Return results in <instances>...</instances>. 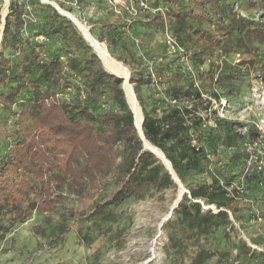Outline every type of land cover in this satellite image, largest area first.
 I'll use <instances>...</instances> for the list:
<instances>
[{
	"label": "trees",
	"instance_id": "trees-1",
	"mask_svg": "<svg viewBox=\"0 0 264 264\" xmlns=\"http://www.w3.org/2000/svg\"><path fill=\"white\" fill-rule=\"evenodd\" d=\"M65 1L57 3L69 12ZM132 1L137 5L139 0ZM194 1V8L169 12L148 4L150 11L136 17L124 8L115 13L108 5L117 18L94 22L90 33L106 43L114 60L130 68L143 136L162 152L157 151L188 191L162 227L168 231L165 250L180 264H208L213 258L228 263L232 250L236 264H264V253L244 239L234 243L230 236L237 225L257 245L243 224L242 212L252 210L250 192L238 187L228 191L235 172L217 170L220 158L228 155L218 153L220 148L251 146L261 135L253 125L240 133L238 123L210 117L216 113L213 102L231 92L241 73H264V21L226 14L224 0ZM28 3L32 12L28 4L10 1L0 47V109L7 113L0 132L5 126L11 130L0 151V244L13 227L34 213L53 212L70 197L80 203L73 220L83 226L88 222L96 235L119 238L125 227L119 226L117 207L176 192L177 186L164 165L143 149L122 78L104 69L67 18L40 0ZM157 9L162 13L153 12ZM141 14L147 16L140 19ZM127 29L134 37H127ZM166 31L182 52H168ZM203 112L209 114L203 117ZM253 158L260 157L244 153L234 159L251 189L261 180L249 169ZM206 171L213 174L210 181L196 178ZM213 204L215 213L203 209ZM218 231L224 246L207 247ZM96 235L86 232L82 239L90 245ZM91 264L103 263L96 255Z\"/></svg>",
	"mask_w": 264,
	"mask_h": 264
},
{
	"label": "rangeland",
	"instance_id": "rangeland-1",
	"mask_svg": "<svg viewBox=\"0 0 264 264\" xmlns=\"http://www.w3.org/2000/svg\"><path fill=\"white\" fill-rule=\"evenodd\" d=\"M10 1L4 0V3L0 4L2 18L5 16L6 11H8ZM12 1L29 5L28 2L30 0ZM49 1L57 3L58 0ZM78 1L79 3L76 6L73 5L72 0H69L70 4L65 1V7L70 9L69 12L81 21L82 25L91 35L90 29L93 27L94 22L97 23L98 19H96V9H90V4L87 3L93 1V3L103 4L102 7H108V4L106 0ZM147 1L151 9L159 7L168 12L173 9L194 8L195 6L194 0H178L177 3L173 4L169 0ZM222 7L226 14L239 13L245 17L264 21V0H224ZM28 10L30 11L31 7ZM146 16L145 14H141L140 19ZM144 21L146 20L144 19ZM1 32L2 28H0V40H2ZM126 35L130 38L134 37L130 29L126 30ZM159 35H157V39L162 41L163 38L161 34ZM94 39L97 40L96 38ZM100 44L108 53L106 43L102 42ZM119 46L120 44L114 49L115 53L119 52H117L120 48ZM108 55L111 57L109 53ZM122 55L126 57L125 54ZM125 68L129 70L131 76L130 68L127 66ZM144 92L146 93V89H144ZM222 95L225 96H222L219 103L213 102L212 110L216 111V113H211V119L238 123L236 129L240 133H245L247 125H253L261 135V139L257 144L251 146L242 145L230 150L220 148L218 151V153L225 151L228 155L225 157V160L220 158L218 164L220 167L217 166V170L225 173H230L231 171L236 174V178H233L231 181L232 185L228 191L231 188L236 189L238 187L239 192L243 190L245 193V189H248L250 192L249 198L251 202L249 204L252 210L246 207L242 212L244 215L243 224L246 227L247 234L257 245L252 244L250 239L246 237V234L237 225H234V231L230 234L231 240L237 243L239 239L243 240L246 238L252 246L251 249L264 253V73H241L240 79L234 82L231 92L223 93ZM129 104L132 110L135 111L130 101ZM206 114H209V112L201 113L203 117ZM5 117H7V113L0 109V121H3ZM138 117V122H140L141 113H139ZM210 125H214V121L212 122L211 120ZM5 127L0 132V151L3 150L5 140L7 139L6 136L11 131L9 127ZM222 128V126L221 128L219 126L217 129L222 130ZM244 153L252 154L253 157H255V154H258L260 157L258 160L253 158V167L249 168L250 171L257 173L261 179L256 186H252V189L250 187L247 188L246 180H243V176L240 174L241 167L234 161L236 155H243ZM212 159L214 160L215 158ZM224 163H226L224 168H221V165ZM211 168L213 169V165H211ZM220 172L215 171L214 174L217 175L216 179L219 184L223 185ZM195 176H191L190 181H195ZM211 176L213 174L206 171L196 176V178L203 177V180L210 181ZM176 197H178L177 191L172 192L168 190L161 195L155 194L143 200H129L117 207L116 211L122 215L119 226L125 227L122 232L123 234L119 238L115 236L108 237L102 234L96 235L98 231H90L87 226L88 222L84 223V227L73 220L71 214L80 203L76 198L70 197L63 204L57 205L53 212L44 215L34 213L30 219L13 227L0 244V264H91L96 255L103 264H144L148 260H151L148 264H180L171 256L170 252L168 253L165 250L168 243V231H164L161 228L162 234L158 236L160 232L158 231V225L168 214L169 208L176 200ZM208 207H211L212 211L216 212V204ZM86 232H90L92 236L96 235V239L90 245L82 239L83 233ZM205 245L216 250L221 249L224 246L221 231L210 237ZM234 256L235 251L232 250V258L228 263L217 261V258H213L208 264H236ZM244 264L253 263L248 261Z\"/></svg>",
	"mask_w": 264,
	"mask_h": 264
},
{
	"label": "bare ground",
	"instance_id": "bare-ground-1",
	"mask_svg": "<svg viewBox=\"0 0 264 264\" xmlns=\"http://www.w3.org/2000/svg\"><path fill=\"white\" fill-rule=\"evenodd\" d=\"M66 11V10H65ZM68 12V11H67ZM65 16L69 17L73 22H74V25L77 27V29L80 31V33L82 34V36L85 38L86 42L91 45V47L94 49V51L97 53L103 67L110 73L122 78L123 80V89L125 94H126V97H127V100L129 99V101L132 103L133 107L135 108V111L133 112L134 113V117H135V123H136V126L139 127V120H138V115L139 113L141 112L140 108H139V105L137 104V101H136V98H135V95L133 93V90L132 88L129 86V82H128V79H129V73H128V69L125 68V66H123L121 63H118L117 61H115L114 59H112L106 49L97 41L95 40L89 33L88 31L86 30V28L82 25L81 21L78 20L74 14L68 12V13H64ZM128 101V103H129ZM132 109V108H131ZM133 111V110H132ZM141 125V124H140ZM147 148L150 149L152 152L155 153V155L159 158H162V155H160L157 151V149H153V147L149 144H146ZM180 194V191H178V196ZM172 207V206H171ZM170 207V208H171ZM169 208V210H170ZM168 215V214H167ZM166 215V216H167ZM165 221L162 222L160 228H159V231L160 229L162 228V226L164 225ZM157 239V238H156Z\"/></svg>",
	"mask_w": 264,
	"mask_h": 264
},
{
	"label": "water",
	"instance_id": "water-1",
	"mask_svg": "<svg viewBox=\"0 0 264 264\" xmlns=\"http://www.w3.org/2000/svg\"><path fill=\"white\" fill-rule=\"evenodd\" d=\"M40 2L42 3V4H47V5H50L57 13H59L61 16H63V17H65V18H67L73 25H74V22L69 18V17H67V16H65L64 15V13H68L67 11H65L64 9H62V8H60L59 7V5L57 4V3H55V2H52V1H49V0H40ZM7 14V13H6ZM6 14H5V16L0 20V25H1V27H2V34H1V37H2V35H3V27H4V20H5V17H6ZM75 26V25H74ZM83 37V36H82ZM83 39L85 40V38L83 37ZM1 41V40H0ZM86 41V40H85ZM89 45V44H88ZM90 47H91V45H89ZM0 47H1V43H0ZM92 48V47H91ZM96 54V53H95ZM97 55V54H96ZM98 57V56H97ZM99 59V58H98ZM102 64V63H101ZM103 66V65H102ZM105 69V68H104ZM110 73V72H109ZM128 73H129V76H130V72H129V70H128ZM112 74V73H111ZM114 75V74H113ZM116 76V75H115ZM128 82H129V79H128ZM129 86L132 88V86H131V84L129 83ZM122 90H123V93H124V96H125V99H126V103H127V105H128V107H129V109H130V111H131V113H132V115H133V119H134V126H135V128H136V130H137V133H138V136L140 137V139H141V141H142V144H143V149L144 150H147V151H149L150 153H152L163 165H164V167H165V169L168 171V173H169V175H170V177H171V179L173 180V182L175 183V185L177 186V191H180V194H179V196L176 198V200L174 201V203H173V205H172V207L170 208V210H169V212H168V215L166 216V217H164L161 221H160V223H159V225H158V231H159V228H160V226H161V224H162V222H167L169 219H171L172 218V216H173V213H174V210L178 207V205H179V202L181 201V199H182V197H183V195L184 194H187L188 193V191L184 188V186L181 184V182H180V180L178 179V177L176 176V174L174 173V171H173V169H172V167H171V165H170V163H169V161L165 158V156L162 154V158H159V157H157L156 155H155V153L154 152H152L150 149H148L147 148V146H146V144H149V145H151L149 142H147L146 140H145V138H144V136H143V133H142V129H141V125H140V127H137L136 126V123H135V117H134V113H133V111H132V109H131V107H130V105H129V103H128V100H127V97H126V94H125V92H124V89H123V87H122ZM132 90H133V88H132ZM135 95V94H134ZM135 98H136V96H135ZM136 101H137V99H136ZM137 104L139 105V103L137 102ZM139 108H140V106H139ZM140 110H141V108H140ZM142 113V112H141ZM142 122H143V117H142V119H141V124H142ZM153 147V149H157L156 147H154V146H152ZM159 150V149H158ZM160 151V150H159ZM161 152V151H160ZM162 153V152H161ZM203 209L204 210H208V209H212L211 207H208V206H204L203 207ZM214 213H215V211H214ZM161 234H162V232L160 231L159 233H158V236L160 235L161 236ZM244 240L246 241V243L250 246V247H252L250 244H249V242L246 240V238H244ZM149 261H151V260H148V261H146L144 264H148V262Z\"/></svg>",
	"mask_w": 264,
	"mask_h": 264
},
{
	"label": "built area",
	"instance_id": "built-area-1",
	"mask_svg": "<svg viewBox=\"0 0 264 264\" xmlns=\"http://www.w3.org/2000/svg\"><path fill=\"white\" fill-rule=\"evenodd\" d=\"M109 7H111L115 13H120V9L124 8L131 17H136L140 11H150L148 4L145 0H139L137 5L132 0H106ZM74 6L77 5V0H72ZM161 11V9L154 10L153 12ZM166 45L169 53L182 52L183 50L178 46L173 37L169 36L166 31Z\"/></svg>",
	"mask_w": 264,
	"mask_h": 264
},
{
	"label": "crops",
	"instance_id": "crops-1",
	"mask_svg": "<svg viewBox=\"0 0 264 264\" xmlns=\"http://www.w3.org/2000/svg\"><path fill=\"white\" fill-rule=\"evenodd\" d=\"M87 4H90V9L91 8L96 9V12H97L96 19L98 20L105 21L107 19L113 20L112 18H117V16L111 13V11L106 6L102 7L103 4L101 5L100 3H93V1H89Z\"/></svg>",
	"mask_w": 264,
	"mask_h": 264
}]
</instances>
